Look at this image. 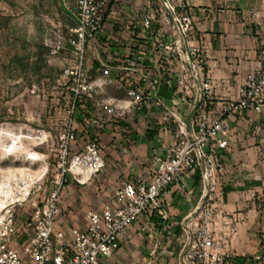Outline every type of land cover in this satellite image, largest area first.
<instances>
[{
	"label": "built area",
	"instance_id": "obj_1",
	"mask_svg": "<svg viewBox=\"0 0 264 264\" xmlns=\"http://www.w3.org/2000/svg\"><path fill=\"white\" fill-rule=\"evenodd\" d=\"M118 1L75 0L68 6L76 18L75 25L50 22L43 38L48 58L66 60L52 86L58 94L57 103L63 108L61 123L51 124L58 142L52 151L58 153L52 178L48 176L47 162L52 152L44 158L46 168L42 172L26 166L2 177L1 181L12 184L15 193L12 198H0V264H107L132 237L133 227L143 216L161 213L165 192L180 178L197 171L201 174V201L186 217L181 264L225 263L227 244L218 238L216 219L221 177L228 166L224 157L230 149L227 115L251 110L264 114V48L238 96L223 103L221 113L216 114L211 109L213 84L205 75L201 50L193 43L194 17L189 3L146 0L132 10L137 20L126 14L121 16L122 9L113 8ZM127 9L124 12L130 10ZM109 16L119 25L126 16L128 29L138 23L141 31L155 36L150 46L160 59L156 68L175 74L180 66L185 77L199 78V96L191 119L181 117L160 94L161 78L148 76L141 49L129 48L117 67L101 60V66L94 68L91 48L100 44L105 51L112 48L110 41L101 40ZM159 19L166 28H155ZM138 73H142L139 79ZM104 88H112L123 96L101 98ZM47 90V80L34 81L30 86L34 98L46 99ZM145 108H152L154 114L168 111L167 117L177 125L172 141L157 144L148 168L121 181L102 209L86 210L85 226H73L68 235L61 224L65 186L92 180L105 167L108 155L106 146L93 139L75 150L80 141L78 118L86 126L97 124L104 128L100 112L113 124L126 121L134 110L143 113ZM115 130H119L116 124ZM45 135L46 139L54 136L51 131ZM116 146L126 155L134 148L131 139L117 142ZM23 170L27 175H23ZM224 224L229 225L226 216ZM226 235L224 232L223 237Z\"/></svg>",
	"mask_w": 264,
	"mask_h": 264
},
{
	"label": "crops",
	"instance_id": "obj_2",
	"mask_svg": "<svg viewBox=\"0 0 264 264\" xmlns=\"http://www.w3.org/2000/svg\"><path fill=\"white\" fill-rule=\"evenodd\" d=\"M74 1L58 0L57 3L66 13L65 10H69L68 6ZM131 1L133 0H129V4ZM136 1L144 3V0ZM185 1L189 3L194 17L193 43L201 50L204 72L213 84L211 109L220 114L222 104L238 96L240 87L258 64L260 52L264 48V0ZM48 2L50 0H34L35 7L38 8L46 7ZM133 8L130 4L128 9L131 12H125L127 17L132 16ZM56 15V18H47L48 22L43 20L42 24L35 21L37 27L34 36L40 38L42 43L51 21L65 25L76 24L72 12L71 22L65 20L62 13L57 12ZM123 24H116L114 18L109 16L101 40L110 41L112 48L105 51L102 44L98 48H91L90 57L94 68L101 66V60L117 67L129 48L141 49L145 56L148 76L152 79L161 78L160 94L181 117L191 119L199 96V78L195 75L191 78L185 77L180 66L175 74L156 68L160 59L150 46L155 41V36L149 32L138 31L137 26L128 29L127 22ZM155 28L164 29L166 25L159 19L155 22ZM141 76L142 73H138L136 78ZM121 96L123 95L117 94L108 99L113 100ZM168 114V111H161L156 117L164 121L169 119ZM78 119L81 122L78 123L83 127L80 132L79 126L78 132L81 146L84 144L82 138L89 137L106 146L108 154L115 158V165H120L116 159L121 161L123 157L125 160L124 164L120 165L125 169L124 174L114 182L109 201L123 178L143 173L146 165L150 164H144L142 157L138 156L142 153L138 139L135 140L137 145L129 155L123 154L120 147L116 146L117 142L124 139L142 135L140 131L136 132L130 128L129 118L126 121L114 122L118 127L122 126L118 131L115 130L114 123L108 122L104 128H94L95 125L86 126L81 118ZM227 121L230 149L224 157L228 166L227 173L221 177L219 189L222 194L217 201L216 219L218 238L227 244L228 256L224 264H264V114L252 110L243 114H228ZM173 129L175 127L169 123L162 125L152 142L162 145L168 143L172 139ZM109 160L108 158L107 161ZM108 165L111 166V162ZM197 178L198 173L187 174L172 185L163 196L162 214L156 212L151 216H143L133 227L132 237L108 259L107 264H181L180 253L186 239V217L201 201V182L198 188ZM182 183L186 184L184 188L180 187ZM79 184L69 182L63 195L72 192L73 185L80 187ZM85 184L86 182H83L81 185ZM66 216L65 219L62 216L61 224L68 235L71 234L73 226H85L84 219L76 221V215ZM225 216L229 225L224 224ZM224 232L228 233L225 237ZM171 233H174L173 240L168 239V234Z\"/></svg>",
	"mask_w": 264,
	"mask_h": 264
},
{
	"label": "rangeland",
	"instance_id": "obj_3",
	"mask_svg": "<svg viewBox=\"0 0 264 264\" xmlns=\"http://www.w3.org/2000/svg\"><path fill=\"white\" fill-rule=\"evenodd\" d=\"M57 1L50 0L46 3V7L38 8L35 7L34 0H0V181L2 177L17 172L26 166L43 171L46 168L44 158L51 152L52 155L47 158V162L50 163L48 176L52 178L54 160L58 153V151L52 150L58 147V142L51 124H60V118L63 117V108L57 103L58 94L52 86L55 78L60 74L59 65L62 59L49 60V51L40 38H35L34 32L37 27L36 22H41V24L43 20L48 22L47 18H56L57 12L62 13L68 22L72 21L71 11L66 9V13L63 12ZM144 2L146 3L145 0ZM130 4L134 6L133 10L140 6V2L136 0L131 1ZM130 4L129 0H119L114 3L115 7L122 8L121 16L123 17L125 15L124 10L129 8ZM131 15L138 20V17L135 16L136 13ZM127 21L128 18L125 16V22ZM139 26L137 23L138 31L140 30ZM169 33L171 36L173 35L171 31ZM37 80H47L46 99L43 96L41 98L31 96L30 86ZM115 95L117 93L112 88H104L99 96L107 100ZM151 114H154L152 108H145L143 113L134 111L129 116L130 128L136 132L140 131L142 135L131 138V142L135 147L137 145L135 140L138 139L142 151L141 155L138 156L142 157L141 160L144 164H151L153 160V150L157 144L152 142V139L158 135L160 127L169 123L177 128L176 123L171 120L163 121L156 117L157 113ZM99 118L102 123H105V126L108 124V116L100 113ZM79 126L80 132H82L83 127L81 124ZM95 127L99 126L95 124ZM2 131L12 132L15 135L29 134L34 136L35 139L23 138L20 145L25 146L28 150L37 151L43 159L41 161H29L26 159V154L21 151L11 154L6 152L4 146L10 143L11 138L7 134H3ZM49 131L53 132L54 136L46 139L45 134ZM149 132H155V135L151 138ZM79 139L81 141V138ZM82 139L84 143L90 140L89 137ZM171 141L172 139L168 143ZM81 148L82 146L77 143L75 150ZM108 158L109 161H107ZM113 161L115 162V158L108 154L105 158L106 165L101 172L97 173L92 180L86 181L85 185L79 184L80 187L73 185L71 194L66 192L67 195L65 194L63 202L64 219L67 217L66 215L71 214L76 215V221H81L84 219L86 210L103 208L110 198L114 182L123 176L125 170L120 166L125 162L123 157L121 161L116 159V162H120L118 166ZM110 162L111 166L108 165ZM149 165H146L147 168ZM196 173H198V188H200V173L198 171ZM130 176L135 177L136 175ZM78 189L80 190L78 191ZM168 237L169 240H173L174 233L168 234Z\"/></svg>",
	"mask_w": 264,
	"mask_h": 264
},
{
	"label": "bare ground",
	"instance_id": "obj_4",
	"mask_svg": "<svg viewBox=\"0 0 264 264\" xmlns=\"http://www.w3.org/2000/svg\"><path fill=\"white\" fill-rule=\"evenodd\" d=\"M2 133L7 134L10 138L11 141L8 145L4 146V150L6 152L11 153H18V152H23L26 154V159L29 161H35V160H42V156L35 151V150H28L25 148V146H21L20 144L23 142V138L27 139H35L34 136L29 135V134H20V135H15L12 132H5L2 131ZM42 172V171H41ZM23 175H27L26 171H22ZM15 193V189L13 188L11 183L5 182V181H0V198L4 199H9L12 198L13 194Z\"/></svg>",
	"mask_w": 264,
	"mask_h": 264
},
{
	"label": "trees",
	"instance_id": "obj_5",
	"mask_svg": "<svg viewBox=\"0 0 264 264\" xmlns=\"http://www.w3.org/2000/svg\"><path fill=\"white\" fill-rule=\"evenodd\" d=\"M149 135L152 138L155 135V132H149Z\"/></svg>",
	"mask_w": 264,
	"mask_h": 264
}]
</instances>
